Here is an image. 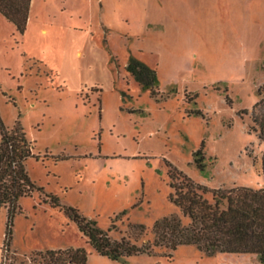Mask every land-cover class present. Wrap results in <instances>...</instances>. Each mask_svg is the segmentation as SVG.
Masks as SVG:
<instances>
[{"label": "rangeland", "instance_id": "1", "mask_svg": "<svg viewBox=\"0 0 264 264\" xmlns=\"http://www.w3.org/2000/svg\"><path fill=\"white\" fill-rule=\"evenodd\" d=\"M28 22L21 33L0 12V116L26 132L37 186L14 217L16 264L69 247L84 248L87 264H260L257 254L153 246L152 228L190 221L170 200L175 170L209 199L264 186L253 121L264 113V0H32ZM134 61L152 81H137ZM69 206L153 252L99 254ZM6 227L1 207L0 264Z\"/></svg>", "mask_w": 264, "mask_h": 264}, {"label": "trees", "instance_id": "2", "mask_svg": "<svg viewBox=\"0 0 264 264\" xmlns=\"http://www.w3.org/2000/svg\"><path fill=\"white\" fill-rule=\"evenodd\" d=\"M32 0H0V12L17 29L24 33L27 28ZM137 81L149 83L153 75L144 64L134 61L128 67ZM262 101V100H261ZM259 101L255 107H257ZM253 121L264 142V113L253 112ZM0 208H7V227L2 247L1 264H16L18 253L11 250L12 226L19 200L37 188L26 169V160L33 155L32 145L26 132L17 122L9 130L0 116ZM196 162L204 170L203 146L196 152ZM170 165V164H169ZM264 176V150L262 153ZM170 200L178 206L190 221L184 224L180 217H164L155 222L153 246H164L175 250L179 245H194L208 254L250 253L257 254L264 264V186H237L212 190V199L206 197L209 190L194 183L188 176L174 171L170 182ZM43 189L42 187H38ZM59 204V198H51ZM66 214L75 220L88 242L101 255L113 260L140 253H152V247L138 246L126 237L120 240L109 236L96 220L82 216L74 207H66ZM138 227V226H134ZM144 229L143 226H140ZM29 264H87L84 248L48 249L34 251L28 257Z\"/></svg>", "mask_w": 264, "mask_h": 264}, {"label": "crops", "instance_id": "3", "mask_svg": "<svg viewBox=\"0 0 264 264\" xmlns=\"http://www.w3.org/2000/svg\"><path fill=\"white\" fill-rule=\"evenodd\" d=\"M31 3H32V1H31ZM31 8V7H30ZM28 21H29V18H28ZM29 23V22H28Z\"/></svg>", "mask_w": 264, "mask_h": 264}]
</instances>
